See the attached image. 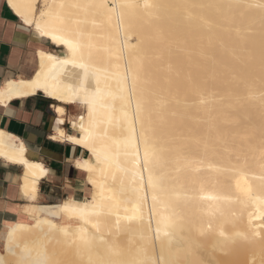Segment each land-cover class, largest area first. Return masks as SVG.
I'll return each mask as SVG.
<instances>
[{"label":"bare ground","instance_id":"obj_1","mask_svg":"<svg viewBox=\"0 0 264 264\" xmlns=\"http://www.w3.org/2000/svg\"><path fill=\"white\" fill-rule=\"evenodd\" d=\"M7 1L21 21L11 4L34 19L40 18L39 10L50 11L52 16L45 17L50 24L59 26V16L63 27L85 46V53L91 45L96 67L101 69V99L95 106L98 123L91 126L89 143L104 162L97 165L89 149L75 144L86 153L74 165L87 161L93 167L89 172L76 166L85 173L88 194L81 199L65 197L56 217L34 205L26 218L7 225L0 235V258L9 264H143L146 257L158 256L163 248L169 264H264V229L249 226V213L255 208L246 196L251 188L254 196L264 197V8L257 6L264 0ZM146 3L152 7L145 8ZM28 4L39 5L35 16L24 7ZM27 26L39 36L34 25ZM42 38L46 45L37 49L35 71L30 77L4 81L0 103L43 95L51 100V107L65 108L63 115L54 111L65 123L52 137L63 131L65 138L57 140L72 143L67 136L85 135L79 128L80 115L85 128L90 127L87 107L81 102L55 100L43 88L32 90L30 81L41 71L40 51L61 59L68 55L66 46ZM80 71L72 65L53 67L45 60L41 81L49 90H63L75 82V73ZM9 89L14 93L11 96ZM24 92L28 95L15 94ZM122 96L131 98L128 121L120 118ZM137 97L143 99L142 117H152L167 177L170 205L164 215L171 218L170 236L163 235L161 226L159 239L155 216L151 229L148 226L152 205L148 173L126 146ZM73 120L75 128L70 124ZM135 128L138 136L139 120ZM138 144L142 160L143 143ZM0 157L23 168V192L35 201L49 168L43 161L31 159L22 140L2 129ZM20 159L27 164L19 163ZM186 160L194 163L186 164ZM209 196L217 198L207 199ZM144 198V221L126 219ZM100 203L110 206L111 214L106 207L102 215L89 216L92 223L99 222V230L63 210L67 204L91 214L93 204ZM82 227L86 229L83 233ZM13 229L11 254L5 246Z\"/></svg>","mask_w":264,"mask_h":264},{"label":"snow or ice","instance_id":"obj_2","mask_svg":"<svg viewBox=\"0 0 264 264\" xmlns=\"http://www.w3.org/2000/svg\"><path fill=\"white\" fill-rule=\"evenodd\" d=\"M258 7L264 8V4L257 5ZM11 7L17 10V14L22 18L23 24L25 25H34L37 33L41 37H47L51 40V42L54 45L58 46H66L68 49V55L61 59L60 57L56 56L55 54L51 52H39L40 57V67L41 71L36 72V78L32 81H30L32 90L41 89L43 88L44 93L54 98L58 101H67L71 103H77L81 102L87 107V115L89 119V128H85L84 124V116L80 115L78 117L79 119V128L82 132L85 133L84 136L77 138L74 135H69L66 138L71 141L74 144H83V146L87 149H89L92 154L96 157L97 165L103 163L104 161H101L100 153L97 151V149L92 146L89 141L93 137V133L91 131V126L94 124H97L98 122L95 120V106L98 102V100L101 99L100 97V87H99V73L101 69L99 67H96V61L93 59V53L91 51V45L88 46L89 50L87 53H85V46L79 41L74 39L73 35L71 34L70 30L63 27V20L57 16L56 19L59 22L58 25L50 24L48 20L45 19V17H51L52 13L45 12L43 10H39V5L34 4H28L24 7L28 9L29 12L32 13L33 16H35V13L37 10H39V19L29 18V15L25 12L19 11L20 6L16 5L15 3L11 4ZM45 7H49L48 5H45ZM115 7V6H114ZM121 7H134V5H121ZM145 8H150L152 5L145 4ZM18 40L20 42H23V37H18ZM87 56V58H86ZM45 60L53 64V67L60 66L63 68L66 65H72L73 68H79L81 71L78 73H75V82L71 85H69L67 88L60 90V89H53L49 90L48 85L46 82L41 81V75L43 72V69L45 67ZM93 78H95V83H93ZM131 92H135V85L133 84V88L131 89ZM14 93L11 89L8 91V95L11 96ZM16 95H28L27 92L24 93H15ZM121 100L123 103L120 106L119 112H120V118H122L125 121H128V110L131 108V98L125 100V98L122 96ZM54 111L58 114L63 115L65 113L64 107H58L53 105ZM144 111V103L143 99L141 97H137L136 100V108L134 113V119L129 123V132L130 137L127 141V147L131 149L133 155L136 158V162L141 166L142 171H146L148 173L147 176V187L151 189L152 191V205L149 209V218H148V226L149 229L152 227V220L153 216L156 217V239H159L161 234V226H163V235L165 237L170 236V232L167 230L170 223L171 218L169 216L164 215V211L167 210V208L170 205V198H169V190L166 187V174L163 170V166L161 165V157L159 155V152L157 150V145L155 143V129L152 127V117L149 115L147 119L142 117V112ZM113 112H115V109H113ZM162 118V114H161ZM58 124H64V119H59L58 117L53 118ZM113 117L110 115L108 122L111 123ZM139 120L140 121V131L139 135L137 136L136 128H135V122ZM71 127L75 128L77 127L76 122L73 120L70 122ZM106 135V133H104ZM65 138V133L63 131L60 132L59 137H52L53 140L57 139H63ZM138 142L143 143V157L141 160L140 152H139V144ZM21 151H23V146L21 145ZM19 163L21 164H27L26 160L20 159ZM186 164H192L194 162L192 161H185ZM78 168L86 169L87 171L91 172L93 171L92 165L85 161L84 163L77 162L76 165ZM31 167V166H30ZM198 171V169H194ZM41 172H43V169H41ZM140 181H144L143 174L140 175ZM95 183V181H93ZM240 187L239 181H237V188ZM177 197H179L180 193H176ZM246 196L249 201L253 204L255 211L249 213V226L252 228H260L264 229V197L261 196H254L251 188H248L246 191ZM217 197L209 196L207 199H215ZM95 200V197H93ZM147 204V199L144 198L141 200L137 206L133 209L134 215L131 217H125L126 219H135L139 220L140 222L144 221V214H143V205ZM159 206V207H158ZM108 207L109 214H111V208L110 206H107L103 203L100 204H93L92 206V213L88 214L85 213L83 210H80L78 208L71 207L69 205H64V211L69 212L74 216H78L80 220L83 221L84 225H87L91 223V226L97 230H99V222L92 223L89 216L95 215L100 216L104 213V209ZM127 211V209L125 210ZM253 221H259L258 224H253ZM119 216H117L116 223L119 225ZM52 227H55V225H52ZM209 227H211V223L209 224ZM85 228H81V232H85ZM15 229H13L12 232L8 233V245L5 246V251L11 253V242L13 239ZM259 235V233H256ZM221 235H224L223 232H221ZM14 254V253H11ZM0 264H9V262L6 259L0 258ZM16 264H22V261H17ZM143 264H169V261H167L164 257L163 248H161L160 254L156 257H146V259L143 261ZM202 264H206V262H202Z\"/></svg>","mask_w":264,"mask_h":264},{"label":"crops","instance_id":"obj_3","mask_svg":"<svg viewBox=\"0 0 264 264\" xmlns=\"http://www.w3.org/2000/svg\"><path fill=\"white\" fill-rule=\"evenodd\" d=\"M18 37H23V42ZM45 45L43 38L13 13L8 1L0 0V87L8 79L30 77L37 67V51ZM51 105V100L41 95L0 103V129L21 139L28 156L43 161L50 170L40 181L34 201L23 192V168L0 157V235L7 225L27 217L34 205L51 213L65 197L81 199L89 192L85 173L74 165L86 150L52 139L61 124L53 119L58 116Z\"/></svg>","mask_w":264,"mask_h":264},{"label":"rangeland","instance_id":"obj_4","mask_svg":"<svg viewBox=\"0 0 264 264\" xmlns=\"http://www.w3.org/2000/svg\"><path fill=\"white\" fill-rule=\"evenodd\" d=\"M41 95V94H40ZM41 96H43V95H41ZM44 97V96H43ZM68 110H70L69 112H75L74 110H72L71 108H69ZM67 130L68 131H70V129H69V127L67 126ZM58 206L54 209V210H52V211H50L51 213V216H54V217H56V216H58Z\"/></svg>","mask_w":264,"mask_h":264}]
</instances>
